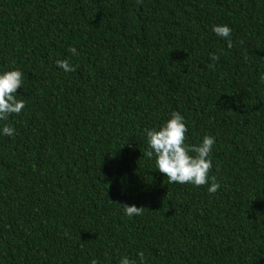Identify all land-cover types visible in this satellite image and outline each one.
<instances>
[{
    "label": "trees",
    "instance_id": "obj_1",
    "mask_svg": "<svg viewBox=\"0 0 264 264\" xmlns=\"http://www.w3.org/2000/svg\"><path fill=\"white\" fill-rule=\"evenodd\" d=\"M13 68L26 107L0 136V264H264V0H0ZM174 111L187 143L215 137L217 192L146 155Z\"/></svg>",
    "mask_w": 264,
    "mask_h": 264
},
{
    "label": "clouds",
    "instance_id": "obj_2",
    "mask_svg": "<svg viewBox=\"0 0 264 264\" xmlns=\"http://www.w3.org/2000/svg\"><path fill=\"white\" fill-rule=\"evenodd\" d=\"M213 32L222 40H226L228 47H232V29L228 25H215ZM69 52L73 56H78L76 47H70ZM212 60L218 59L215 54ZM58 68L64 72L75 71V67L68 61L57 60ZM25 73L19 68L9 70L0 69V136L13 137L16 129L6 123L13 115H19L26 107V102L19 97L17 90L24 86ZM264 79V77H262ZM188 127L184 116L179 112H172L159 128L146 129V139L148 151L146 155L154 158L155 168L159 173L166 175L169 184H190L196 187L208 185L207 191L217 192L220 184L216 182L215 176H209L212 168L211 153L216 143L215 137L205 135L199 144H189L186 142ZM123 214L129 218L140 216L143 207L135 204H120ZM139 264H147L145 254L137 253ZM91 264H97L92 260ZM118 264H137V260L130 259L127 255L119 259Z\"/></svg>",
    "mask_w": 264,
    "mask_h": 264
}]
</instances>
